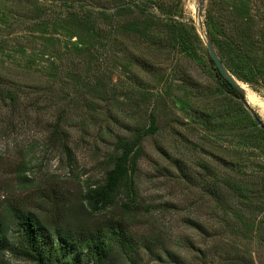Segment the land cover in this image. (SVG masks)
Returning <instances> with one entry per match:
<instances>
[{"label":"rangeland","instance_id":"1","mask_svg":"<svg viewBox=\"0 0 264 264\" xmlns=\"http://www.w3.org/2000/svg\"><path fill=\"white\" fill-rule=\"evenodd\" d=\"M65 1L90 3L0 0V212L15 206L53 222L54 190L73 219L102 223L105 215L90 217L83 209L81 194L103 180L116 138L148 127L153 113L158 130L144 138L137 171L143 216L130 232L139 240L154 233L164 247H140L131 260L169 264L163 248L180 264H192L198 252L211 260L215 243L248 238L234 235V224L254 237L264 228V142L251 123L252 114L264 123V113L246 93L242 101L225 90L205 47L208 12L228 28L222 11L234 0H165L192 41L189 54L174 48L168 35L158 36L155 46L129 51L100 47L87 33L92 22ZM241 1L254 42L264 30V0ZM241 42L251 60H263L249 40ZM131 56L145 58L148 66H133ZM237 81L264 101L263 89ZM62 109L71 161L48 143ZM21 166L29 182L19 183ZM249 202L262 203L249 208ZM189 219L205 230L188 226ZM0 264L29 263L3 252Z\"/></svg>","mask_w":264,"mask_h":264},{"label":"trees","instance_id":"2","mask_svg":"<svg viewBox=\"0 0 264 264\" xmlns=\"http://www.w3.org/2000/svg\"><path fill=\"white\" fill-rule=\"evenodd\" d=\"M235 1L232 6L226 4V10L222 11L227 16L228 28L222 24L223 21H218L210 11L208 12L207 33L219 59L229 73L237 80L264 90V30H260L261 39L257 38L253 42L249 27L250 18L247 15L249 10L241 0L238 3ZM89 2L87 4L81 1L75 3L65 1V4L69 8L79 9L81 14L84 13L81 18L92 22L87 33L94 34L100 47L120 45L124 51H129V47L138 49L146 45L155 46L158 36L162 38V35H168L173 47L178 48L181 53L189 54L192 50L189 35L176 20H173V9L165 0H89ZM80 22L82 23L81 19ZM83 24H87L86 21ZM241 39L249 40L250 47L262 52L263 60H251ZM131 57L133 66L139 69L148 66L145 58ZM210 63L225 90L243 101V95L237 93L221 78L211 59ZM6 96L11 104L14 103L12 93L7 92ZM62 110L54 121L48 143L52 148L62 151L71 161V148L63 138L61 124L66 109ZM148 118V127H137L130 136L116 138L113 150L106 160L103 180L98 184L87 185L81 194L83 209L90 217L105 215L102 223L87 226L83 220L73 219L74 217H71L68 209L61 203V198L52 190L51 194L57 200L56 219L53 222L48 223L38 215L15 206H8L0 212V253L8 252L14 258L29 264H110L111 260L119 263L122 261V264H136L130 258L136 249L141 247L151 251L164 247V241L154 233L139 240L130 232V228L140 223L144 209L137 190L138 161L142 157L141 145L145 137L153 135L158 130L156 116L151 113ZM251 125L258 128L260 140L264 142L262 130L255 122ZM24 169L25 167L21 166L17 171L19 183L29 182ZM248 189L250 196L253 197L251 188ZM213 195L214 200H217V194ZM261 203L249 202V208L258 207ZM113 209L117 215L115 217ZM187 225L200 232L205 230L197 220L189 219ZM230 226L234 235H247L248 238L241 239L239 244H236V241L217 242L214 244L215 252L211 260H206L205 253L198 252V258L192 264L264 263V228L256 229L252 237L242 230L244 225ZM163 249L162 253L169 264H180L173 252L167 248ZM217 251L222 252L217 254Z\"/></svg>","mask_w":264,"mask_h":264},{"label":"water","instance_id":"3","mask_svg":"<svg viewBox=\"0 0 264 264\" xmlns=\"http://www.w3.org/2000/svg\"><path fill=\"white\" fill-rule=\"evenodd\" d=\"M205 47L209 58L213 62L218 74L223 80H225L237 93L244 95V90L239 86V82L232 76L229 71L225 68L221 60L219 59L217 52L210 40L208 33L205 34ZM246 104V103H245ZM254 122L264 133V123L259 119L256 114H252Z\"/></svg>","mask_w":264,"mask_h":264},{"label":"bare ground","instance_id":"4","mask_svg":"<svg viewBox=\"0 0 264 264\" xmlns=\"http://www.w3.org/2000/svg\"><path fill=\"white\" fill-rule=\"evenodd\" d=\"M239 86L245 91L244 93H246V97H247L248 101L252 105L257 106L259 108V110H261L260 112L264 113V101L259 99L254 94L248 92V90L243 85L239 84Z\"/></svg>","mask_w":264,"mask_h":264}]
</instances>
